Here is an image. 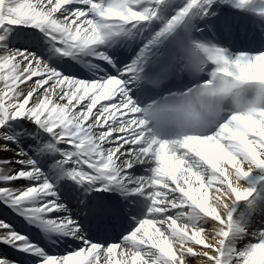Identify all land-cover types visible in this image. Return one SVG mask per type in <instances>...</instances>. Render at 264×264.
<instances>
[{"label":"snow or ice","instance_id":"1","mask_svg":"<svg viewBox=\"0 0 264 264\" xmlns=\"http://www.w3.org/2000/svg\"><path fill=\"white\" fill-rule=\"evenodd\" d=\"M262 188L264 0H0V264H264Z\"/></svg>","mask_w":264,"mask_h":264},{"label":"bare ground","instance_id":"2","mask_svg":"<svg viewBox=\"0 0 264 264\" xmlns=\"http://www.w3.org/2000/svg\"><path fill=\"white\" fill-rule=\"evenodd\" d=\"M38 162V165H42L41 163H40V161H37ZM45 170V172H47V168H45L44 169ZM252 183H255V181H252ZM260 191L261 192H263V188L262 189H260ZM0 214H1V216H4L7 220H12V216L5 210V209H3L2 207H0ZM17 225H19V226H16V229L17 230H19V231H23V232H25L26 234H28L27 233V228L25 227V228H23L20 224H17ZM30 235H34V233H32V234H30ZM0 247H3V246H1L0 245ZM14 251V250H13Z\"/></svg>","mask_w":264,"mask_h":264},{"label":"rangeland","instance_id":"3","mask_svg":"<svg viewBox=\"0 0 264 264\" xmlns=\"http://www.w3.org/2000/svg\"><path fill=\"white\" fill-rule=\"evenodd\" d=\"M2 220H4V219H2Z\"/></svg>","mask_w":264,"mask_h":264}]
</instances>
